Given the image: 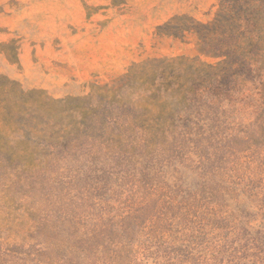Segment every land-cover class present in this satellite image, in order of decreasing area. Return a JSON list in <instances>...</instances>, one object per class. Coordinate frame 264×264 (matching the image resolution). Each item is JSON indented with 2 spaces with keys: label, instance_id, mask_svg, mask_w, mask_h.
<instances>
[{
  "label": "rangeland",
  "instance_id": "rangeland-1",
  "mask_svg": "<svg viewBox=\"0 0 264 264\" xmlns=\"http://www.w3.org/2000/svg\"><path fill=\"white\" fill-rule=\"evenodd\" d=\"M224 1L0 0V264H264V0Z\"/></svg>",
  "mask_w": 264,
  "mask_h": 264
},
{
  "label": "trees",
  "instance_id": "trees-1",
  "mask_svg": "<svg viewBox=\"0 0 264 264\" xmlns=\"http://www.w3.org/2000/svg\"><path fill=\"white\" fill-rule=\"evenodd\" d=\"M246 1H248V0H232L233 4H231V5H227L226 2L224 1L222 3L221 9L218 13V17L220 18V20H221V18L225 19L226 16H229V13H231L237 7L244 5V3ZM219 18H218V22H221V21H219ZM223 46L225 48H222V50H220L221 52H218L216 55L225 58L223 61V64H224L225 69L228 73L227 76L229 78H231V79L227 80V81H229V83H227L228 85L226 86L227 87L226 91L228 94V93H232L235 90V87L237 86V78L235 79V76L238 73L239 69H241L247 73L254 71L253 67H254V59L255 58H253V57H255V56H254L253 52L243 53V52H238L236 50H232L231 47L229 46V43H226ZM194 64L195 65H193V66H194V69H196V70H201L200 68L201 67L204 68V66H205L204 64L198 65L197 61H195ZM207 67H208V65H207ZM198 88H199V86L196 85V87H193L192 90H188L187 92L192 94V95H196V93H198V91H197ZM214 88H216L218 91H222V89L224 87L216 86ZM238 102H240V101L235 100L232 104V107L235 108L237 111H238V109L236 108V105H237L236 103H238ZM212 135L218 136V134L215 132H212V134H210L209 136H212ZM209 136H207L205 138L201 137L198 141H196V142H198L196 144L197 150L204 149V146L206 145L205 141ZM221 138H222V136H221ZM247 138H248V134L244 133V136L242 137V136H240V133H235L234 135H232V138H230L229 141L238 144V143L242 142V140H246ZM247 141H248V139H247ZM230 147H232V146H230ZM205 148H207V147H205ZM199 154L198 155L200 156V158L202 160L201 163L203 165L205 163L204 160L206 158H208V156H205L202 153H199ZM126 159L127 158H124V160H126ZM209 159L210 158H208V160ZM130 160H131L130 164H131L132 170L134 172H137L138 171L137 167L140 164V162L137 160H133V159H130ZM201 163H200V165H201ZM197 168L199 169V168H201V166H198ZM152 171L157 172V168H152V167L151 168H143V170L141 172L146 173V176H148V175H151ZM158 171H160V170H158ZM177 189H178V192H177ZM183 192H184L183 187L177 186L176 190H174L173 193L171 192L170 194L167 195V197H166L167 199L164 200L162 207L157 211L155 217H153L151 219V221L149 222V224L147 226V229H148L147 234L150 237H157L160 234H164V233L171 231V228L173 227V222H174L176 216L181 214V211L184 208L181 201H179V203L177 201V197H179L178 195H180ZM143 209L144 208L142 207L139 210V214L142 212ZM136 211H137V209H133L132 214H135ZM172 211H175V215L171 214ZM116 215L114 216L113 224L109 228L108 233L112 234V238L110 240L114 244V246H116V248L118 249V252H121L119 249V245L120 244L122 245L123 243H122V241H120V234L125 232V230H124L123 226H121L119 229V222H118V219L116 218L117 217ZM96 236H97V234H96ZM81 250L85 251V250H87V248H85V246L83 245L81 247ZM90 252H91V250H90ZM91 254H92V252H91ZM93 259H94V261H96V258H93Z\"/></svg>",
  "mask_w": 264,
  "mask_h": 264
}]
</instances>
